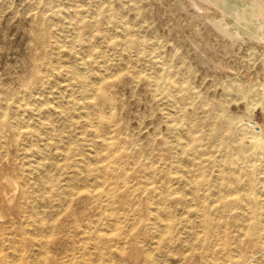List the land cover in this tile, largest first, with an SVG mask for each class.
Returning <instances> with one entry per match:
<instances>
[{"label": "rangeland", "instance_id": "374dc122", "mask_svg": "<svg viewBox=\"0 0 264 264\" xmlns=\"http://www.w3.org/2000/svg\"><path fill=\"white\" fill-rule=\"evenodd\" d=\"M258 136L264 0H0V264H264Z\"/></svg>", "mask_w": 264, "mask_h": 264}, {"label": "bare ground", "instance_id": "6f19581e", "mask_svg": "<svg viewBox=\"0 0 264 264\" xmlns=\"http://www.w3.org/2000/svg\"><path fill=\"white\" fill-rule=\"evenodd\" d=\"M254 2V1H253ZM252 6V5H251ZM235 7V6H234ZM237 10V9H236ZM236 10H235V12H236ZM234 11V10H233ZM239 12V11H238ZM216 13V12H215ZM237 13V12H236ZM240 13V12H239ZM235 14V13H234ZM238 14V13H237ZM237 14H235V15H237ZM218 23V22H217ZM225 25V24H224ZM222 26V25H221ZM260 27V26H259ZM262 28V27H261ZM236 33V32H235ZM238 34V33H237ZM80 68V67H79ZM82 68V67H81ZM163 70H164V68H163ZM85 71V70H84ZM161 71V70H160ZM84 74V73H83ZM163 74V73H162ZM161 79V78H160ZM157 81V80H156ZM166 89V88H165ZM93 97V96H92ZM67 99H69V97L67 98ZM77 100V99H76ZM80 100V99H79ZM68 101V100H67ZM76 102V101H75ZM82 102V101H81ZM76 103H78V102H76ZM75 103V104H76ZM82 103H80V105H81ZM74 105V104H73ZM76 107V106H75ZM77 107H79V106H77ZM83 107V106H82ZM86 107V106H85ZM75 109V108H74ZM80 109V108H79ZM87 110V109H86ZM79 111V110H78ZM83 111H85L84 109H83ZM89 113H90V110H89ZM87 114H88V112L86 113V116H87ZM85 116V117H86ZM89 116H91L90 114L88 115V117ZM92 122V121H91ZM242 123V122H241ZM250 124V123H249ZM247 126V125H246ZM248 128V127H247ZM249 129V128H248ZM192 134H190V136H191ZM254 135V134H253ZM41 137V136H40ZM258 138L259 139H257L258 140V147H259V149L261 150V152H264V137L263 138H261L260 136H258ZM181 141V140H180ZM254 143V142H253ZM186 145V144H185ZM184 145V146H185ZM238 146V145H237ZM253 146V145H252ZM247 147V146H246ZM245 148V147H244ZM251 148V147H250ZM238 151V150H237ZM252 155V154H251ZM264 155V154H263ZM244 157V156H243ZM249 157V156H248ZM253 157V156H252ZM261 157V156H260ZM264 157V156H263ZM218 161V160H217ZM258 161V160H257ZM37 162V161H36ZM250 162V161H249ZM253 163V162H252ZM255 163V162H254ZM253 163V164H254ZM232 164V163H231ZM247 165H248V162H247ZM252 165V164H251ZM259 164H257V166H258ZM256 166V165H255ZM228 167V166H227ZM260 167V166H259ZM235 169V168H234ZM247 169V168H246ZM203 170V169H202ZM258 170V169H257ZM252 171V170H251ZM254 171H256V170H254ZM202 172V171H201ZM257 172V171H256ZM246 173V172H245ZM254 173V172H253ZM101 174V173H100ZM99 174V175H100ZM98 175V174H97ZM245 175V174H244ZM103 176V175H102ZM202 176V175H201ZM97 177V176H96ZM220 177V176H219ZM231 177V176H230ZM234 179V178H233ZM237 179H238V177H237ZM249 179V178H248ZM244 181V180H243ZM114 182V181H113ZM101 183V182H100ZM99 183V184H100ZM250 183H253L252 181H250ZM255 183V182H254ZM249 184V183H248ZM113 185V184H112ZM250 185V184H249ZM235 186V185H234ZM237 187H238V185H237ZM241 187V186H240ZM250 187V186H249ZM111 188H112V186H111ZM235 188V187H234ZM254 189L255 188H250L247 192H246V194H244V195H241V196H238L236 199H237V201L238 202H241V201H243L244 199H247V200H250V201H252L255 205H260L261 204V200L259 199V196L258 195H256V192H254ZM95 190V189H94ZM237 190V189H236ZM242 190H244V189H241L240 191H242ZM256 190V189H255ZM246 191V190H245ZM257 191V190H256ZM105 194H106V192H105ZM104 196H106V195H104ZM110 196V195H109ZM164 196V195H163ZM224 196V195H223ZM227 196V195H226ZM165 197V196H164ZM109 199L110 198H108V201H109ZM166 199V198H165ZM245 201V200H244ZM264 201V200H263ZM235 202V201H234ZM237 202V203H238ZM201 204V203H200ZM247 204V203H246ZM109 205V204H108ZM232 205V204H231ZM243 205V204H242ZM107 206V205H106ZM246 206V205H245ZM263 206H264V204H263ZM263 206H261V207H263ZM106 208V207H105ZM106 209H108V208H106ZM111 209V208H110ZM217 209V208H216ZM215 209V210H216ZM104 211V210H103ZM161 211V210H160ZM254 213V217L257 219L258 217H259V215L261 214V211H259V210H257V208L253 211ZM35 213V212H34ZM112 213V212H111ZM162 217V216H161ZM201 218V217H200ZM254 218V219H255ZM156 221V220H155ZM201 221V220H200ZM262 221V220H261ZM202 222V221H201ZM256 221H255V223H254V225H253V227L250 229V231L251 232H253L255 229H256ZM239 226V225H238ZM95 227V226H94ZM93 227V228H94ZM153 227V226H152ZM34 228V227H33ZM154 231V230H153ZM164 231V230H163ZM21 240V239H20ZM19 240V241H20ZM151 253V252H150ZM39 255V254H38ZM34 261V260H33ZM192 262V261H191Z\"/></svg>", "mask_w": 264, "mask_h": 264}]
</instances>
